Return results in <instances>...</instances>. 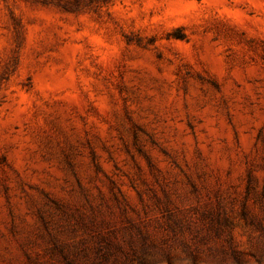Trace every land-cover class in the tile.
<instances>
[{"label":"rangeland","instance_id":"obj_1","mask_svg":"<svg viewBox=\"0 0 264 264\" xmlns=\"http://www.w3.org/2000/svg\"><path fill=\"white\" fill-rule=\"evenodd\" d=\"M0 264H264V0H0Z\"/></svg>","mask_w":264,"mask_h":264}]
</instances>
